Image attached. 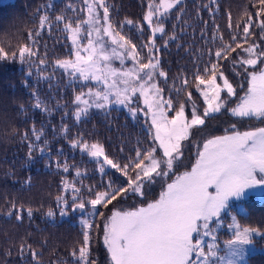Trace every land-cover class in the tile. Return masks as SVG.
<instances>
[{"label": "trees", "instance_id": "16d2710c", "mask_svg": "<svg viewBox=\"0 0 264 264\" xmlns=\"http://www.w3.org/2000/svg\"><path fill=\"white\" fill-rule=\"evenodd\" d=\"M105 2L109 5L114 25L132 20L143 30L141 36L136 29L125 25L121 33L130 38L138 50L153 38L148 35L143 17L149 4L159 7L161 0ZM260 8L259 0H180L169 9L163 24L166 35L154 37L159 48L155 55L160 60V69L167 74V83L164 77H156L157 86L164 89L163 98H173L175 104L177 97L172 90L173 84L179 86L177 77L187 78V92H191L192 102L185 104V115L190 117L192 106L200 110L204 105L195 87L193 73L198 69L202 71L209 60L218 63L220 71L233 83L237 82L238 76L230 71V61L236 58L235 44L244 42L243 27L249 17L255 25L264 19L256 16ZM163 11L160 7V12ZM98 13L102 16L103 9L99 8ZM43 15H48V21L41 29L39 21ZM57 16H62L63 20L57 22ZM85 18L82 0H0V48L10 55L20 46L34 43L33 51L37 53L31 58V67L11 58L0 60V264H37L30 254L33 251L39 254V264H72L71 253L78 252L82 242V226L76 222V213L80 211L73 212L69 208L68 214L62 216L56 198L62 196L71 204L72 185L81 189V198L87 199L91 196L88 187L105 190L109 179H126L119 173L113 175L114 170H106L107 176L98 173L97 162L79 149H72L70 139L82 138L89 144L99 143L110 158L117 160L134 156L138 147L146 149L152 145L147 121L143 117L131 118L126 109L91 112L80 122L74 120L75 96L81 91L86 93L88 87L82 88L84 83L69 82L68 74L56 69L55 62L71 58L65 23L76 27ZM250 30L255 31L253 37L258 36L256 26ZM36 31H42V35L35 37ZM30 34L33 39H29ZM172 36L176 39L169 40ZM165 41L167 47L163 46ZM223 45H230L235 51L226 59L217 61L215 50ZM144 52L146 54L147 49ZM239 85L237 95L228 107H234L244 94L246 81L240 80ZM187 92L178 98L180 102L187 101ZM37 99L41 101L39 109L35 107ZM173 113L169 111V115ZM233 124L239 131L264 127L260 120L234 118L228 111L216 114L203 127L192 129L189 140L183 143L184 163L176 166V174H170L167 182L190 171L195 164L197 145L201 146V142H192L223 135ZM65 127L69 129L67 135L70 139L65 138ZM33 128L44 133L40 141L35 140ZM29 144L33 145L31 159ZM40 148L45 151L40 152ZM121 148L123 152L119 151ZM64 165L68 166V172L63 171ZM77 170L82 174L80 177L76 176ZM66 183L69 185L67 189ZM164 184L162 181L157 191ZM143 205L118 198L107 207L98 206L103 216L95 217L94 227L90 230V258L95 264H111L110 254L100 239L102 221L118 208L134 210ZM234 207L235 210L231 211L237 223L259 229L262 235L254 243L264 246V196L238 200ZM29 208L33 212L31 217L27 214ZM49 209L54 213L52 217L47 215ZM17 214L21 215V220L15 218ZM21 245L25 246L23 253ZM246 260V264H264V254L254 253Z\"/></svg>", "mask_w": 264, "mask_h": 264}, {"label": "snow or ice", "instance_id": "6c2138e0", "mask_svg": "<svg viewBox=\"0 0 264 264\" xmlns=\"http://www.w3.org/2000/svg\"><path fill=\"white\" fill-rule=\"evenodd\" d=\"M84 2L87 5L88 19L83 23L88 25V36L92 37L95 33V38H90L87 46L82 48L77 40L81 25L77 24L73 28L71 24L65 23L64 31L71 33L75 61L58 59L55 64L56 68L64 69L65 72L69 68L72 69L67 73L70 76L75 77L78 73L82 81L95 80L102 83L104 88L102 91H93L89 88L87 93L81 91L75 96V119L80 122L82 117L88 116L91 109L105 111L111 104L127 107L129 114L135 119L143 111L133 106V97L139 93L147 110L144 114L150 115L148 132L152 145L146 149L138 147L134 150V156L117 160L110 158L99 143L89 144L82 138L70 139L67 135L69 129L65 127V138L70 139L71 148L79 149L99 163L101 165L99 171L102 175H108L107 168L114 170L113 175L119 173L126 178L125 180H120L119 177L109 179L106 187L101 185L105 190L88 187L91 196L87 199L81 198V189L72 185L71 204L62 196L56 198L62 216L68 214L69 208L73 212L84 213V217L80 220L82 242L78 252L74 250L71 253L72 264H95L90 258V230L94 227V218L103 216L98 206L107 207L118 198L143 197L145 189L159 181H164L166 187L157 200L148 203L146 207L131 211H112L111 216L106 218L103 224V242L110 254L111 264H215L217 245L214 242L217 239V229L213 225L222 223L221 214L228 209L230 200L242 199L250 190L264 191V127L241 132L236 130L233 124L230 132L226 130L224 135L207 139L202 144V148L197 145L198 158L191 171L167 182L174 164L183 157V142L189 140L192 129L203 127L208 119H214L216 114L226 109L229 99L237 95L236 90L220 71L221 66L209 60L202 71L198 69L193 73L195 87L206 105L202 113L193 106L191 118L185 115V104L192 102V94L187 92L189 83L187 78L177 77L180 80L179 86L173 84L172 90L177 97L175 104L173 98H163L164 89L157 86L156 77H164V82L167 83V74L160 69V60L155 55L159 52V48L154 37L157 33L161 34V37L166 35L163 27L164 17L169 9L180 3V0H171V2L161 0L159 7L149 4V10L143 19L152 28L153 38L141 45L139 50L130 38L121 34L127 25L130 29H136L142 36L143 30L138 25L132 20L114 25L111 22L109 5L105 0H99L98 4L88 3V0ZM259 3L261 8L256 16L264 17V0H259ZM160 7L164 9L163 13L160 12ZM98 8L103 9L102 16L98 13ZM154 16H156L155 21ZM61 20H63L62 16L56 17L57 22ZM47 21L48 15L40 17L41 29ZM255 26L252 17L245 21L243 33L246 38L253 35L250 28ZM259 28L261 33H264V19L259 22ZM41 35L42 31L35 32V37ZM105 37L108 38L107 41ZM261 38L264 39V36ZM29 39H33L31 34ZM174 39L175 36L169 37V40ZM232 39L236 41L235 36ZM163 46L167 47L168 42L165 41ZM34 47V43L25 44L10 55L0 48V60L11 58L31 67V58L37 55L33 51ZM235 47L242 48L245 55L238 54V57L233 58L230 63L237 76H245L247 90L242 97H239V103L235 107H227V110L232 117L255 118L264 122V48L254 42L247 48H243L242 44L237 42ZM145 49H147L146 54ZM81 51L86 55L82 56ZM232 51H235V48L223 45V50L215 51L214 55L219 61L226 59ZM128 59L133 61L132 68L120 71L111 66L113 60H119L123 66L124 61ZM145 60L147 62H144ZM28 74L31 75V72ZM218 75L223 80L222 86L217 83ZM117 76L125 85L123 89L108 84L110 77ZM81 87L88 85L84 83ZM184 92H187V101L180 102L178 98ZM222 92H226V97L222 98ZM33 95L35 96V93ZM110 96H114L115 99L110 100ZM35 107L37 109L41 107L39 99ZM169 111L175 113L171 118L168 116ZM32 134L36 141H40L44 135L35 128ZM39 151L44 152L45 149L40 148ZM58 151L62 150L58 149ZM119 151L123 152L124 149L121 148ZM32 152L33 145L29 144L30 159ZM63 171H69L67 165L63 166ZM81 175L77 170L76 176ZM68 186L66 183L65 188L67 189ZM8 214L12 215L11 212ZM27 214L31 217L32 209L29 208ZM47 215L52 217L54 213L49 209ZM15 218L22 219L19 214ZM228 228L234 232L233 238L226 241V247L230 250L229 259L224 261L221 257L220 261L221 264H236V261L243 259L245 246L252 244L253 235H261V232L257 228L242 227L237 223L235 216L232 217ZM205 237H210L213 241L207 245V251H205ZM20 251L21 253L25 251L24 245H21ZM30 254L39 264L37 259L39 254L34 251Z\"/></svg>", "mask_w": 264, "mask_h": 264}, {"label": "rangeland", "instance_id": "374dc122", "mask_svg": "<svg viewBox=\"0 0 264 264\" xmlns=\"http://www.w3.org/2000/svg\"><path fill=\"white\" fill-rule=\"evenodd\" d=\"M88 3H96V4H98L99 3V0H88ZM151 4H153V3H151ZM82 5H83V8H85V12H86V18L84 19V21L85 20H87L88 19V12H87V5L85 4V2H84V0H82ZM99 9V8H98ZM98 9H97V11H98ZM261 20H258L257 22H256V27H257V29H258V36L256 35V37H258V38H256L255 36L253 37V35H255L254 34V32L255 31H253V30H250V32H252L253 33V35L251 36V37H249V38H246L245 37V40H244V42L242 43V46H243V48H247L251 43H255V44H257V45H260L261 43H263L262 45H260V47L261 48H264V39H262L261 37L262 36H264V33H261V30H260V28H259V22H260ZM101 23H102V21H101ZM81 25V31H80V34L77 36V40H78V42H79V44L81 45V47L83 48V47H86L87 46V43H88V40L90 39V38H95V33H93V36L92 37H89L88 36V25L87 24H84L83 22L80 24ZM144 25H145V27H147L148 28V35L149 36H151L152 37V28H150L149 27V25H148V23L146 22V21H144ZM73 28H75V27H73ZM67 34H68V43H69V49H70V52H71V58H69V59H66V60H70V61H75V50H74V48H73V45H72V41H71V38H70V36H71V33H69V32H67ZM156 35H159V33H157ZM155 35V36H156ZM106 41H107V37H105L104 38ZM259 39H261V41L260 42H258V40ZM217 50H223V48H220V47H218V48H216V50L215 51H217ZM259 50V49H258ZM235 54H236V58L238 57V54L240 55V56H243V55H245V53H243V51H242V48H236V51H235ZM81 55L83 56V55H86V53H84L83 51H81ZM111 66L113 67V68H116V69H118V70H120V71H124V70H126V69H129V68H132L133 67V61L131 60V59H128V60H125L124 61V64H123V66H121V63H120V61L119 60H113L112 62H111ZM229 68V67H228ZM56 69H59V68H56ZM60 71H62V72H64V73H68V72H71L72 71V69H68L67 70V72H65V70L64 69H59ZM51 71H53V70H51ZM231 71V73L234 75L235 74V72L233 71V69H231L230 70ZM68 77H69V82H74V83H86L87 85H88V90H89V88H91L93 91H96V90H103V88H104V85L102 84V83H98L97 81H95V80H89V81H82L80 78H79V74L77 73L76 74V76L75 77H73V76H70V75H68ZM242 77V78H241ZM229 79V78H228ZM240 80H244V81H246V78H245V76L243 75H240V76H238L237 77V82H232L230 79H229V81H230V83H232L233 84V87L235 88V90H236V92H237V90L239 89V87H240V85H239V82H240ZM217 83L218 84H220L221 86H222V84H223V80L222 79H220L219 78V75H218V77H217ZM245 83V82H244ZM108 84H110V85H113L115 88H118V89H123L124 87H125V85L121 82V78L119 77V76H117V77H110L109 79H108ZM88 90H86V93L88 92ZM246 90H247V81H246V89H245V91H244V94H245V92H246ZM198 93H199V95H200V92L198 91ZM243 94V95H244ZM221 95H222V98L223 97H226V92H222L221 93ZM242 95V96H243ZM137 97H139V93H137L136 94V97H133V101H134V104H133V106H135V107H138L139 109H142L143 111L140 113V115H138L137 117H143V119L145 120V121H147V123L150 125V123H151V119H150V115H145L144 113L147 111L146 110V108H145V106H144V103H143V98L142 97H139L138 99H137ZM84 98L86 99L87 98V96L85 95L84 96ZM200 98H201V101L203 102V107L201 106L200 107V112L202 113V111H203V109H204V107H206V105L204 104V100H203V97L200 95ZM112 99H115V97L114 96H110V100H112ZM231 101H233V97L232 98H230L229 99V103L231 102ZM229 103H228V105H229ZM237 103H239V101L237 102ZM236 103V104H237ZM236 106V105H235ZM234 106V107H235ZM193 107V106H192ZM192 107H191V110H192ZM228 107V106H227ZM227 107H226V109H223L221 112H223V111H225V112H227L228 110H227ZM112 108H118V109H126V111H127V113L129 114V112H128V109H127V107H124V106H120V105H116V104H111L104 112H106V111H109V110H111ZM97 111H99V110H96V109H91L90 110V112L89 113H91V112H97ZM228 113L230 114V112L228 111ZM73 115H74V112H73ZM130 115V114H129ZM175 115V113H173L172 115H169V112H168V116L171 118V117H173ZM75 116V115H74ZM230 116H231V114H230ZM130 117L132 118V116L130 115ZM189 119L191 118V115H190V117H188ZM234 118H236V117H234ZM81 119H83V117L81 118ZM240 119V118H239ZM245 119H248V118H245ZM251 119H255V118H251ZM74 120H76L75 118H74ZM255 120H257V119H255ZM148 126V125H147ZM232 130V126H231V128H230V130H228L229 132ZM241 132H243V131H241ZM224 135V134H223ZM207 139H209V138H207ZM207 139H197V140H195L194 142H192V144H195L198 140H200L199 142H201V148H202V144L207 140ZM185 142V141H184ZM183 142V143H184ZM158 155H159V151H158V153H157ZM184 154H185V152H184ZM184 154H183V157L180 159V161H178V162H176L175 164H174V167H173V171H172V173H170V174H172V175H175L176 173L174 172L175 171V169H176V166L178 165V164H183L184 163ZM90 159H92V160H94L93 158H91V157H89ZM198 158V157H197ZM101 159V161H102V157L100 158ZM185 159H186V156H185ZM95 161V160H94ZM195 165V164H194ZM193 165V166H194ZM100 164L99 163H96L95 164V168H96V171L98 172V173H100V171H99V168H100ZM106 170H108L107 168H106ZM191 171V170H190ZM190 171H187V172H190ZM101 174V173H100ZM169 174V175H170ZM184 174V173H183ZM183 174H180V175H183ZM179 175V174H178ZM179 175V176H180ZM176 177H178V176H176ZM176 177L174 178V179H176ZM173 179V180H174ZM161 182L162 181H159V182H157V183H155V184H153V185H150L147 189H145V195L143 196V197H139V196H131V197H129V198H126V199H131V200H134L135 201V205H138V204H141V203H144V205L142 206V207H146V205L148 204V203H150V202H154L155 200H157L158 198H159V196H160V194H161V192L164 190V188L166 187V184H164L163 186H162V188L161 189H159L158 191H157V189H158V186L161 184ZM157 191V192H156ZM210 191H212V189H210ZM250 196H252V197H254V198H257V199H259V198H261V197H263L264 196V191H253V190H250L249 191V194L248 195H246L244 198H242V199H232V200H230V202H229V207H228V209L225 211V212H223L222 214H221V217H222V223L220 224V225H213V226H215L216 227V237H217V239H216V241L214 242L216 245H217V249H216V251H217V256L214 258V261H215V264H221V261H220V258L221 257H223L224 258V261H227V259H229V255H228V253H229V249L226 247V241L227 240H229V239H231V238H233V235H234V232H233V230H230L229 228H228V225L232 222V217L234 216V214H233V212L231 211V210H235V207L233 208V204H235V203H237L238 202V200H246V199H249V197ZM145 199V200H144ZM238 209H241V207L239 206V208ZM87 210V209H86ZM132 209H126V208H118V209H116V210H114V211H131ZM135 210V209H134ZM238 212H240V211H238ZM76 215L78 216L77 217V223L80 225V226H82L81 225V223H80V220L84 217V213H81V212H79V213H76ZM110 216H111V214H110ZM110 216H108V217H110ZM95 219V218H94ZM105 221H106V218L104 219V221H102V223L104 224L105 223ZM103 224H102V228H101V230H102V232H101V236H100V239H101V241H102V244L105 246V244H104V242H103ZM262 235V234H261ZM261 235H253V237H252V244L251 245H248V246H245V255H244V257H243V259L242 260H238V261H236V264H246L247 263V260H246V258H247V256L248 255H251V254H254V253H262V254H264V246H260V245H258V244H255L254 243V241H255V239L256 238H259ZM204 240H205V251H207V245L208 244H210V243H213V241L211 240V238L210 237H205L204 238ZM106 247V246H105ZM233 260H235L236 258H232Z\"/></svg>", "mask_w": 264, "mask_h": 264}]
</instances>
